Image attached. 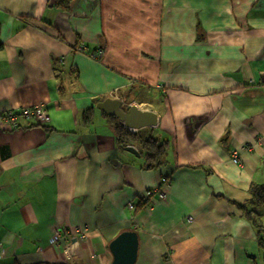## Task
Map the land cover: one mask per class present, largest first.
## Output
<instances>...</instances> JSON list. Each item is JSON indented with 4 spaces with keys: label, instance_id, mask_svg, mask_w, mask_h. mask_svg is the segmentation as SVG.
Returning a JSON list of instances; mask_svg holds the SVG:
<instances>
[{
    "label": "crops",
    "instance_id": "obj_1",
    "mask_svg": "<svg viewBox=\"0 0 264 264\" xmlns=\"http://www.w3.org/2000/svg\"><path fill=\"white\" fill-rule=\"evenodd\" d=\"M107 98L158 115L161 168L119 149ZM263 183L264 0H0V264H111L126 230L136 264H264L239 208Z\"/></svg>",
    "mask_w": 264,
    "mask_h": 264
},
{
    "label": "trees",
    "instance_id": "obj_2",
    "mask_svg": "<svg viewBox=\"0 0 264 264\" xmlns=\"http://www.w3.org/2000/svg\"><path fill=\"white\" fill-rule=\"evenodd\" d=\"M54 2L58 9L68 10L72 0H54ZM102 114L112 125L116 143L120 150H125L128 146L136 147L138 153L144 157L146 166L150 169H158L165 164L168 142L154 136L152 128H143L132 132L128 128L123 127L117 117L106 115L103 112ZM92 117V109H86L84 112L86 123L91 122ZM249 194L250 199L240 205L239 208L243 216L252 224L257 234L258 245L264 260V226L261 210L264 207V183L252 184Z\"/></svg>",
    "mask_w": 264,
    "mask_h": 264
},
{
    "label": "water",
    "instance_id": "obj_3",
    "mask_svg": "<svg viewBox=\"0 0 264 264\" xmlns=\"http://www.w3.org/2000/svg\"><path fill=\"white\" fill-rule=\"evenodd\" d=\"M97 108L106 115L115 116L119 123L132 132L143 128L154 127L158 122V115L151 110L141 109L136 105H124L120 99L107 98L97 104ZM126 151L140 156L134 146H128ZM113 255L111 264H136L139 251V235L136 231L121 232L109 244Z\"/></svg>",
    "mask_w": 264,
    "mask_h": 264
},
{
    "label": "built area",
    "instance_id": "obj_4",
    "mask_svg": "<svg viewBox=\"0 0 264 264\" xmlns=\"http://www.w3.org/2000/svg\"><path fill=\"white\" fill-rule=\"evenodd\" d=\"M95 55V54H94ZM4 122L6 125L12 128H17L19 127V119H25L26 121L29 122H34V124H42L44 122H47L50 119L49 113L47 112V109L43 105L35 106L32 108H25L22 109L21 111H13L10 110L6 112V114L3 116ZM233 162L236 164H240V156L238 155L237 152L234 153L233 155ZM169 186V180L167 178H163L161 181V187L157 188L153 191H148L146 193V200L150 199L152 196H157L158 200L164 201L166 200V192H165V187ZM130 208H134V204H130ZM193 220L192 217H189V221L191 222ZM79 233H82L80 229L76 230H57L54 233L53 236V242L56 245L61 244V242L70 236L77 235ZM65 251L70 255L71 252V246H66ZM4 252L0 247V259L3 257Z\"/></svg>",
    "mask_w": 264,
    "mask_h": 264
}]
</instances>
